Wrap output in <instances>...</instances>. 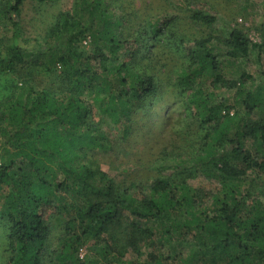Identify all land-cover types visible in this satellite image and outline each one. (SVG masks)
<instances>
[{"label": "trees", "instance_id": "obj_1", "mask_svg": "<svg viewBox=\"0 0 264 264\" xmlns=\"http://www.w3.org/2000/svg\"><path fill=\"white\" fill-rule=\"evenodd\" d=\"M25 1L0 0V87L6 91L0 97V228L7 264H44L51 217L65 219L66 235L51 264H264V189L255 194L256 181L264 182V121L251 119L264 93L246 92L240 83L238 111L230 115V105L202 89L205 79L227 85L220 53L197 42L177 86L190 92L206 129L189 172L216 183L215 191L172 177L147 187L119 186L90 157L109 148L96 116L127 133L133 117L158 97L156 77L139 66L149 57L145 42L165 37L178 17L153 22L145 39H122L121 18L105 0H77V11L60 15L53 27L57 40L33 47L22 34ZM177 7L193 8L194 21L216 22L203 4ZM87 37L93 41L89 55L78 47ZM225 46L234 62L253 47L235 30ZM32 68L55 77L57 89L22 75ZM243 108L248 118L239 115ZM182 166L186 175L191 167ZM89 242L96 256L82 260L80 250ZM144 247L153 250L145 261L126 260L130 252L142 257Z\"/></svg>", "mask_w": 264, "mask_h": 264}, {"label": "rangeland", "instance_id": "obj_2", "mask_svg": "<svg viewBox=\"0 0 264 264\" xmlns=\"http://www.w3.org/2000/svg\"><path fill=\"white\" fill-rule=\"evenodd\" d=\"M77 0H58L40 4L35 0H26L21 12L22 34L26 41L34 47L36 43L45 45L53 43L57 37L52 35L54 25L60 15L74 14L77 11ZM116 17L121 18L122 39H145L143 33L153 22L164 17H178V23L160 40L145 42L149 49V57L142 61L141 72L147 70L154 75L159 85L158 97L150 101L147 109L140 111L130 122L127 133L123 128L114 127L110 120L96 116L94 125L100 127L108 142V150L91 155V159L113 178L119 186L130 183L147 187L156 178H184L194 188L215 191L217 184L206 177L193 172L192 165L197 155L201 153L206 129L200 126L195 112L189 103L190 92L177 86V80L183 69L189 66L188 49L197 42H207L220 53L222 61L219 73L227 81V85H214L210 79H205L202 89L214 93L217 100L230 105V115L238 111L235 105V93L244 83V90L256 94L264 93V0H105ZM203 4L209 9V14L216 18L213 25L194 21L191 16L193 8L180 9L177 3ZM4 29V28H3ZM244 34L253 45L246 58L237 62L229 60L225 41L233 31ZM2 36L10 40L8 31ZM87 37L79 49L88 55L92 53L93 43ZM262 47V49H260ZM62 71L58 69V74ZM25 78L33 77V81L42 88H52L56 83L42 68L26 69ZM53 83V84H52ZM237 83L236 89L230 85ZM41 88V89H42ZM0 87V97L6 94ZM57 86L54 84L53 90ZM234 108V109H233ZM245 108L240 111L242 118H248ZM97 113V111H96ZM252 120L264 121V105L251 115ZM174 165H176L174 167ZM191 167L183 175V166ZM181 166V168H179ZM171 167V168H168ZM178 167V168H177ZM190 171V172H189ZM179 173V174H178ZM256 176V175H254ZM264 178V177H263ZM250 180V179H248ZM264 189V182L256 181V193ZM264 200V199H263ZM65 219L51 217L49 219L50 236L46 247L44 264H51L54 252H60L65 242ZM0 228V264H7L8 256L6 237ZM93 242H89L80 250V258L86 260L96 256L91 251ZM185 248L183 255H188ZM153 250L143 248V256L138 258L129 253L126 260L138 263L147 259ZM55 264V260H53ZM172 264H180L177 261Z\"/></svg>", "mask_w": 264, "mask_h": 264}]
</instances>
